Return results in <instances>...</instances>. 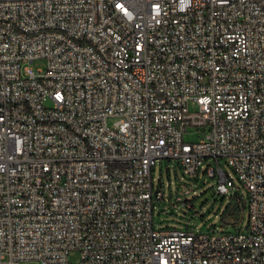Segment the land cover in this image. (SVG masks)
I'll return each mask as SVG.
<instances>
[{
	"label": "built area",
	"instance_id": "1",
	"mask_svg": "<svg viewBox=\"0 0 264 264\" xmlns=\"http://www.w3.org/2000/svg\"><path fill=\"white\" fill-rule=\"evenodd\" d=\"M160 159L224 195L225 163L247 228L154 229ZM73 252L264 264V0H0V264Z\"/></svg>",
	"mask_w": 264,
	"mask_h": 264
},
{
	"label": "rangeland",
	"instance_id": "2",
	"mask_svg": "<svg viewBox=\"0 0 264 264\" xmlns=\"http://www.w3.org/2000/svg\"><path fill=\"white\" fill-rule=\"evenodd\" d=\"M29 67L36 72L38 69L44 68V60H34L29 64ZM184 140L193 142L196 137L192 133H186ZM204 164H215V161L209 159ZM220 165L233 184L226 195L217 194L214 191L212 187L215 184L214 179L204 178V186L196 187L194 182L183 175L175 161L160 159L151 173L153 190L159 189L163 193V198H153V228L159 230L175 229L177 231L189 229L202 233L216 232L220 234L222 232H238L235 229L238 224L241 232H243V227L247 223V210H244L243 218L240 220L242 215L241 199L244 200L247 197V190L225 163L220 161ZM202 177V171H200L199 180ZM184 191L187 193L185 194ZM231 196L233 200L230 201L221 220V215ZM69 261L72 264L78 263V253H71ZM25 264L36 263L27 262Z\"/></svg>",
	"mask_w": 264,
	"mask_h": 264
},
{
	"label": "trees",
	"instance_id": "3",
	"mask_svg": "<svg viewBox=\"0 0 264 264\" xmlns=\"http://www.w3.org/2000/svg\"><path fill=\"white\" fill-rule=\"evenodd\" d=\"M202 178H201V180H199V178H198V175L196 176V177H194V178H187L188 180H190V181H192V182H194V185L196 186V187H203L204 186V178H206L205 176H204V173H202ZM233 200V198H232V196L228 199V203H227V205H226V207H225V209H224V212H223V214L221 215V220H222V218H223V216H224V213H225V211L227 210V208H228V206H229V203H230V201H232ZM185 201H188V200H185ZM190 202V201H189ZM241 208H242V215H241V218H240V220L243 218V212H244V210H245V203L243 202V200H241ZM238 224L235 226V229L236 230H238Z\"/></svg>",
	"mask_w": 264,
	"mask_h": 264
},
{
	"label": "water",
	"instance_id": "4",
	"mask_svg": "<svg viewBox=\"0 0 264 264\" xmlns=\"http://www.w3.org/2000/svg\"><path fill=\"white\" fill-rule=\"evenodd\" d=\"M246 228H247V226L245 225V226L243 227V230H245ZM238 230H241V228L239 227Z\"/></svg>",
	"mask_w": 264,
	"mask_h": 264
}]
</instances>
